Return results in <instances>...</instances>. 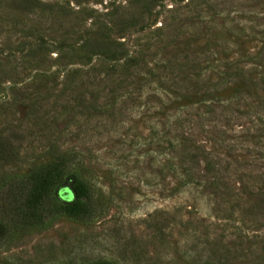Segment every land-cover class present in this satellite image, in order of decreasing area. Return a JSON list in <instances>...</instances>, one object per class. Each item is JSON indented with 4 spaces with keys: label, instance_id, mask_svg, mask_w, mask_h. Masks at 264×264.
Returning a JSON list of instances; mask_svg holds the SVG:
<instances>
[{
    "label": "rangeland",
    "instance_id": "rangeland-1",
    "mask_svg": "<svg viewBox=\"0 0 264 264\" xmlns=\"http://www.w3.org/2000/svg\"><path fill=\"white\" fill-rule=\"evenodd\" d=\"M0 139L92 196L0 264H264V0H0Z\"/></svg>",
    "mask_w": 264,
    "mask_h": 264
},
{
    "label": "trees",
    "instance_id": "trees-1",
    "mask_svg": "<svg viewBox=\"0 0 264 264\" xmlns=\"http://www.w3.org/2000/svg\"><path fill=\"white\" fill-rule=\"evenodd\" d=\"M104 51L102 53H109ZM14 157L10 142L0 139V162L10 163ZM71 163L67 158L48 162L27 174L19 187L1 194V219L27 229L42 225L50 215H67L79 220L90 218L91 188L84 178L69 175ZM65 185L69 189H59Z\"/></svg>",
    "mask_w": 264,
    "mask_h": 264
}]
</instances>
